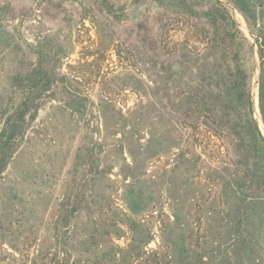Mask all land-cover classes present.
I'll use <instances>...</instances> for the list:
<instances>
[{"label":"rangeland","instance_id":"374dc122","mask_svg":"<svg viewBox=\"0 0 264 264\" xmlns=\"http://www.w3.org/2000/svg\"><path fill=\"white\" fill-rule=\"evenodd\" d=\"M0 30L1 104L11 100L12 107L21 100L20 90L10 92L13 79L35 66L40 46L50 59H59L57 87H70L86 107L83 114L72 113L63 107L59 89L42 95L36 117L27 121L0 176V201L23 202L10 219L20 221L12 229L20 231L17 248H27L29 260L52 241L50 222L56 201L74 178L75 156L97 143L94 152L106 168L92 189L112 211L98 218L106 233L103 245L126 249L131 244L136 233L126 223L129 217L144 228L135 264H151L140 259L144 252L174 264L176 248L187 256L178 264H197V254L205 264H264V163H239L244 151L234 138L203 125L213 137L204 133L199 146L197 123L182 113L186 85L217 65L232 69L230 58L236 55L249 75L252 117L264 138L255 43V37L264 39V0H0ZM178 156L192 161L188 172ZM133 162L131 177L122 169ZM88 178L75 176L81 185ZM235 180L252 184L238 214L240 197L230 192ZM136 191L141 205L131 210L127 198ZM173 213L184 217L174 231L175 245L162 227ZM85 221L82 211L75 225ZM3 235L0 264H19L22 257ZM240 239L250 243L253 254L245 245L236 257Z\"/></svg>","mask_w":264,"mask_h":264},{"label":"trees","instance_id":"16d2710c","mask_svg":"<svg viewBox=\"0 0 264 264\" xmlns=\"http://www.w3.org/2000/svg\"><path fill=\"white\" fill-rule=\"evenodd\" d=\"M2 35L3 33L0 30V38H2ZM219 42L222 44L223 40ZM255 43L260 61L259 112L264 124V39L255 37ZM42 48L39 46L35 66L24 73L23 76L16 75L13 79L15 85L10 92L15 94L17 90H20L21 100L12 107L10 106L11 100L6 101L4 104L0 103V176L7 167L14 147L26 128L27 121L36 117L42 95L51 89H59L63 107L70 109L72 113L77 115L83 114L86 108L85 102L79 99L70 87H57V83L62 80L57 78L55 73L59 59L55 58V55L50 59V53H44ZM230 61L233 65L232 69L229 67L222 69L220 65H217L214 71L200 72L198 81L194 85H186L187 90L183 94L184 107L182 113L190 124L193 121L197 123L199 146L203 143L202 135L204 133L213 137L208 130L202 128V125L219 130L225 133L227 137L234 138V141L237 142L236 147L244 151L243 154L238 156L239 163H244L247 167L250 164L256 167L257 162L264 163V138L252 117L247 87L249 75L239 65L236 55H232ZM213 78H216L215 82L212 81ZM209 80L212 82L210 83ZM207 136L206 138H209ZM98 146L97 143H89L75 156L72 170L74 178L70 181V185L64 187L65 192L61 199L56 201L54 218L50 222L52 241L49 245H40L31 260H29V254L24 253L27 248H17L19 242L17 237L20 236V231H13L12 226L18 225L19 219L15 222L10 219L17 211L22 210L20 209L22 208V200L16 197H3L0 201V237H4L3 234L9 235L10 250L17 252L22 257V260H18L19 264H24L27 261L32 264H135L134 261L139 258L141 245L145 240L142 235L144 228L141 222L126 217L122 212L121 215L126 217V223L130 231L136 233V236L131 238V244L126 249L115 246L107 247L102 244L103 236L106 233L102 232V223L98 221V218L106 216L112 211L106 205L104 197L94 194L92 189L96 186L98 178L104 177L106 168L102 169L100 167V160L94 152L95 149H100ZM251 151L254 152V155H249ZM178 159L184 165L185 171L188 172L192 161L182 160L181 156H178ZM131 165L126 164L121 169L130 172L131 177H134V162ZM77 173L78 175L82 173V176H89V182L83 181L82 185L76 183L75 176ZM233 184L235 187L230 189V192L240 197L238 198L239 204L235 207V212L238 214L242 204L247 203L242 197L249 196H245L248 192L251 194L252 184L251 180H246V182L235 180ZM136 192L138 193L127 198V204L131 210L132 207L136 209L141 205L140 191ZM173 192L176 193L177 191L173 189ZM82 211L86 213V221L85 223L81 222L79 226L75 225ZM136 212L133 214H136ZM18 215L21 216L20 213ZM172 217L173 220L163 223L162 227L169 231L166 236L167 242L175 245L179 241V235L174 231L180 228L182 223L184 225V217L178 213H173ZM2 232L4 233L2 234ZM172 235L175 237L171 238ZM189 235L192 237V231H189ZM74 238H77V240ZM237 243L233 251L236 257H240L244 253L245 245L248 246L249 254H253L249 242L240 239ZM197 249L201 251V249ZM183 253V250L176 248L177 257L174 264L187 259V256L184 258ZM142 254L144 256H140V259L145 262L166 264L161 263L154 252L146 254L144 252ZM10 257L13 256L10 255L8 260H10ZM193 257L195 263L205 264L198 254ZM227 264H230V262Z\"/></svg>","mask_w":264,"mask_h":264}]
</instances>
